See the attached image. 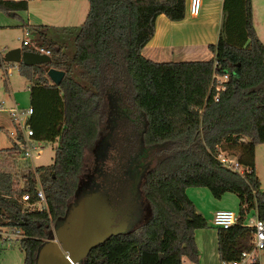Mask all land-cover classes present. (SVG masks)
Returning <instances> with one entry per match:
<instances>
[{
	"label": "trees",
	"instance_id": "16d2710c",
	"mask_svg": "<svg viewBox=\"0 0 264 264\" xmlns=\"http://www.w3.org/2000/svg\"><path fill=\"white\" fill-rule=\"evenodd\" d=\"M87 4L79 25L59 29L70 34V52L47 36V25L30 27L34 43L49 49L44 63H17L18 73L28 82L31 136L56 139V145L52 161L35 166L45 208H29L20 200L24 192L34 200L31 171L23 175L25 186L16 187L11 174L0 170V227L19 229L22 264H33L37 247L52 237L77 191L125 162L142 167L138 189L145 213L137 224L91 247L78 264H181L183 257L197 264L193 230L206 226V220L186 195L187 186H205L214 197L235 193L234 223L215 226L216 252L218 261L238 258L250 248L253 230L243 215L254 209L264 219V189L254 171V147L264 143V43L252 24L251 0H221L217 38L207 44L212 53L207 62L214 75L224 73L226 79L215 92L217 79L212 78L193 114L175 111V106L185 109L187 95L174 62L141 53L153 34L156 15L183 18L186 0ZM26 6L27 0H0L6 10ZM3 64L0 60V67ZM45 65L63 70L58 84L48 79ZM200 84L206 89L207 80ZM177 123L184 127L158 137ZM219 146L236 151L241 173L218 161ZM86 154L94 159L91 174L83 173Z\"/></svg>",
	"mask_w": 264,
	"mask_h": 264
},
{
	"label": "rangeland",
	"instance_id": "374dc122",
	"mask_svg": "<svg viewBox=\"0 0 264 264\" xmlns=\"http://www.w3.org/2000/svg\"><path fill=\"white\" fill-rule=\"evenodd\" d=\"M87 6V0H27V7L25 9L6 10L0 7V51L4 50V48L21 46V40L25 36L30 39V42H34V35L30 27L41 22L60 20L57 18L61 13L65 16L62 19L65 23H61V25H79L87 11ZM72 9L76 12L80 9L81 14L74 16V13H71ZM53 16H56V18H53ZM251 17L256 35L264 43V0H251ZM25 29L28 30V34H24ZM59 29L60 27L48 26L46 30L47 36L62 42L63 45H66V50L70 52L72 50L70 34L68 31H61ZM4 62L5 64L0 67V100H4L6 104H9L12 100L17 106L26 107L28 105V90L26 88L25 78L18 73L17 63L10 61ZM214 79H217V83L220 77H215ZM192 117L195 116H190L189 119L191 120ZM10 126L11 122L6 112L0 111V170L8 171L11 174L14 186L24 187L25 179L23 175L30 171L34 165H47L52 161L56 139L54 141L39 140L40 145H42L41 152L39 155L33 156L30 162L29 159L22 158L16 152L15 144L9 139L7 133V129ZM183 127V125L178 123L174 128L166 126L164 130L160 131L161 133H159L158 137L177 132ZM218 148L221 149L222 147L219 146ZM227 153L230 156H234L236 151L232 152L228 150ZM84 162H87V169L83 173H91L95 165L94 159L92 162L91 155L86 154ZM254 167L256 176L260 180V188L264 189V143H259L254 147ZM84 178L86 177L84 176ZM92 183L94 185L96 181L92 180ZM77 192L81 196L87 193L88 190L83 188ZM185 193L193 202L195 210L206 220V226L193 230L198 255L197 264H201L202 262V249H200L201 243L199 240L200 230L202 234L205 233V243L210 238L208 241V250L210 249L212 256H209L210 258L206 263L210 264L215 259V238L211 234L215 230V226L211 223L212 212L215 208H225L237 213V196L233 192L225 191L219 197H214L205 186H187ZM72 202H74L73 199L69 204ZM145 205L144 198L139 193L137 208L126 228L137 224L142 219L145 213ZM255 216L254 209H250L243 215V222L248 224ZM1 230H3V233ZM10 231L14 232V229L0 227V264H22L23 252L18 246V239L13 234H9ZM254 253L256 256L255 264H264V249L257 250ZM209 261L210 263H208ZM182 264L195 263L184 259Z\"/></svg>",
	"mask_w": 264,
	"mask_h": 264
},
{
	"label": "crops",
	"instance_id": "0c3cea01",
	"mask_svg": "<svg viewBox=\"0 0 264 264\" xmlns=\"http://www.w3.org/2000/svg\"><path fill=\"white\" fill-rule=\"evenodd\" d=\"M71 13H74L75 16L76 14L80 15L81 11L79 9V11L76 12L72 9ZM54 17L56 18V16H53V18ZM63 17L65 16L61 13L57 18L60 20L41 22L39 24L48 23L45 25L54 26L56 28L71 26L61 25V23H65L62 21ZM43 18H45V16H43ZM220 20L221 0H201V6L196 15H191L185 10L183 18L179 20H170L163 13L157 14L154 19L153 34L142 46L141 53L151 60H170L174 62L177 77L185 83L187 95V105L185 109L175 106V111H187L188 113L193 114L192 111L195 107L199 106V100H203L204 95L212 82V78L214 77L212 71L213 66L212 63L207 62L212 56V53L208 49L207 44L215 42ZM191 61H197V63H189ZM207 64H209V68ZM206 80L207 87L205 89L200 82L205 83ZM25 82L28 90V82L26 79ZM11 128L12 125L7 129V133ZM201 234L202 231L200 230L199 240L201 243L200 249H202L201 264H206L210 258L209 256H212V252L210 249L208 250V241L210 238L207 239V243H205V233H203L202 236ZM211 234L212 237L215 238V259L211 263L210 261L208 263L217 264L216 229L212 231ZM184 259L186 258H182L181 264Z\"/></svg>",
	"mask_w": 264,
	"mask_h": 264
},
{
	"label": "water",
	"instance_id": "95a60500",
	"mask_svg": "<svg viewBox=\"0 0 264 264\" xmlns=\"http://www.w3.org/2000/svg\"><path fill=\"white\" fill-rule=\"evenodd\" d=\"M1 59L24 64L44 63L49 55L20 46L3 51ZM48 79L58 84L63 70L44 66ZM115 210L105 192L95 189L82 194L68 205L61 221L53 228L52 237L37 247L33 264H78L89 249L106 236L126 229L127 221H114Z\"/></svg>",
	"mask_w": 264,
	"mask_h": 264
},
{
	"label": "built area",
	"instance_id": "2783aa9c",
	"mask_svg": "<svg viewBox=\"0 0 264 264\" xmlns=\"http://www.w3.org/2000/svg\"><path fill=\"white\" fill-rule=\"evenodd\" d=\"M201 6V0H186L185 10L191 14L196 15L199 12ZM24 34H28V30H24ZM21 44H24L28 47H31L30 50L37 52L49 53V49L43 45H37L34 42H30V39L27 36L23 37ZM4 50L0 51V60ZM3 61V60H2ZM214 77L219 78L218 82L214 84L215 92L222 88L221 81L226 79V74L214 75ZM213 77V78H214ZM211 85V84H210ZM216 98V93L214 95ZM0 111L6 112L8 119L11 122L12 128L8 131V137L15 144L16 152L22 157L27 158L31 162L33 156L39 155L41 152L42 145H40L39 140L32 138V129L29 125L28 118L32 112V109L29 105L26 107H19L17 104L11 100L9 104H6L4 100H0ZM15 152V151H14ZM216 158L224 166L229 169L242 172L243 167L238 164L235 156L228 155L227 151L218 148L216 153ZM34 165L33 163H31ZM35 166L30 170L32 172V177L34 179V200L29 201L30 194L24 192L20 195V200L24 202L25 205L29 208H45L46 201L44 192L41 186L38 172L35 171ZM236 219V213L232 210L219 208L215 209L212 212L211 223L214 226L227 227L234 223ZM248 225L253 227L250 236V248L242 250L239 257L231 260H221L218 261V264H251L256 262L255 251L264 249V219H260L257 216L251 220ZM3 233V230H1ZM53 232V229H52ZM13 234L17 239H19L21 233L19 229L14 228ZM8 236L7 234H5Z\"/></svg>",
	"mask_w": 264,
	"mask_h": 264
},
{
	"label": "flooded vegetation",
	"instance_id": "af4514ba",
	"mask_svg": "<svg viewBox=\"0 0 264 264\" xmlns=\"http://www.w3.org/2000/svg\"><path fill=\"white\" fill-rule=\"evenodd\" d=\"M141 172L142 167L140 165L128 166L125 162H121L115 169L110 167L104 170L96 184L93 185L91 182L85 185L84 189L88 191L99 189L105 192L111 207L115 210V223L126 220L128 224L133 218L139 201L138 181ZM78 197L77 192L73 200L75 201Z\"/></svg>",
	"mask_w": 264,
	"mask_h": 264
}]
</instances>
